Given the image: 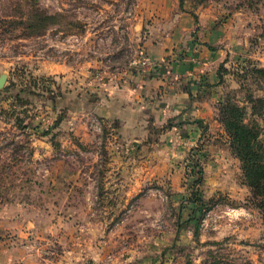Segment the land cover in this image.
Returning <instances> with one entry per match:
<instances>
[{
	"label": "rangeland",
	"instance_id": "obj_1",
	"mask_svg": "<svg viewBox=\"0 0 264 264\" xmlns=\"http://www.w3.org/2000/svg\"><path fill=\"white\" fill-rule=\"evenodd\" d=\"M167 37L170 65L192 45L219 56L196 96L199 76L165 66L204 105L179 120L124 96ZM252 67L264 0H0V264H264V216L220 120L229 99L264 127Z\"/></svg>",
	"mask_w": 264,
	"mask_h": 264
},
{
	"label": "crops",
	"instance_id": "obj_2",
	"mask_svg": "<svg viewBox=\"0 0 264 264\" xmlns=\"http://www.w3.org/2000/svg\"><path fill=\"white\" fill-rule=\"evenodd\" d=\"M178 32L179 33H175L173 36H180L181 33L179 29ZM174 39L175 38H173V40ZM173 40L171 37H167L164 38L162 42H152L146 45L148 55L157 63L158 68L154 70L155 72H153V70L147 72L148 74L144 71L124 93V96L131 100L135 106L139 105L140 108H152V111L161 113L162 118H160V120L163 119L165 115H171L172 117L178 116L177 119L179 120L182 118L181 113L182 116H184L186 112L198 114L202 106L204 107L199 101L191 99L190 92L184 90V86H181L182 84L180 82L179 84L181 85L176 84V82L172 84L171 80L170 82H164L163 77L167 79L170 78V75L166 74L170 69L165 66L169 65L171 69L175 70L174 74L199 76L200 80L190 83L189 86L187 84L189 90L191 89L195 96L198 93H202L201 88H205L206 86L204 85H206V83L218 82L213 71L209 74L206 73L207 68L212 67L213 64L217 63L219 60L216 51L207 50L203 46L198 47L197 45H192L189 47L190 52L188 58L186 57L184 60L178 59L170 65V60H172L170 58V48H173L175 45V41L173 42ZM157 70L159 72H157ZM192 78L193 77H190L189 79L192 80ZM162 83L165 84V88L161 89V91L157 90V87ZM159 91L163 93L161 100L159 102H153V99L157 97L156 94ZM203 92H205L204 89ZM190 100L193 101L192 106H190L192 104L189 102ZM204 103L205 102L202 104Z\"/></svg>",
	"mask_w": 264,
	"mask_h": 264
},
{
	"label": "trees",
	"instance_id": "obj_3",
	"mask_svg": "<svg viewBox=\"0 0 264 264\" xmlns=\"http://www.w3.org/2000/svg\"><path fill=\"white\" fill-rule=\"evenodd\" d=\"M180 6L183 8V0H180ZM192 14L197 21V16ZM36 26L41 27L42 24ZM203 44L208 46L210 50H214L212 45ZM251 71L254 75L264 78V68L252 67ZM219 81H223L221 73ZM250 102L252 114L261 117L264 124V97H250ZM247 114L246 107L233 103L229 99H226L220 106V120L230 138V147L240 160L244 184L248 186L251 192L250 201L264 216V127L259 119L247 120ZM199 202V207H201L199 210L203 211L202 199H199ZM201 218L196 222V235L200 231Z\"/></svg>",
	"mask_w": 264,
	"mask_h": 264
},
{
	"label": "water",
	"instance_id": "obj_4",
	"mask_svg": "<svg viewBox=\"0 0 264 264\" xmlns=\"http://www.w3.org/2000/svg\"><path fill=\"white\" fill-rule=\"evenodd\" d=\"M7 80V76L5 74L0 75V87L4 86Z\"/></svg>",
	"mask_w": 264,
	"mask_h": 264
},
{
	"label": "built area",
	"instance_id": "obj_5",
	"mask_svg": "<svg viewBox=\"0 0 264 264\" xmlns=\"http://www.w3.org/2000/svg\"><path fill=\"white\" fill-rule=\"evenodd\" d=\"M142 64H148L150 61L148 58H144L143 60L140 61Z\"/></svg>",
	"mask_w": 264,
	"mask_h": 264
}]
</instances>
